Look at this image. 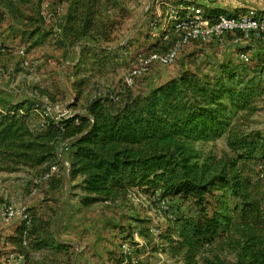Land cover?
Listing matches in <instances>:
<instances>
[{"label": "rangeland", "instance_id": "1", "mask_svg": "<svg viewBox=\"0 0 264 264\" xmlns=\"http://www.w3.org/2000/svg\"><path fill=\"white\" fill-rule=\"evenodd\" d=\"M74 1L28 0L19 5L21 14L9 15L6 11L0 21V97L5 101H27L34 108L39 106L40 112L45 106L58 105L86 114V106L95 99L107 100L108 105L118 107L131 97L146 96L183 69L214 75L222 61L232 59L248 69L264 59L262 38L251 37L234 43V36L228 35L222 40L194 42L185 46L173 64H153L147 73L136 77L134 83L128 85L125 78L138 63L139 56L170 46L171 41L162 40L151 26V22L157 20L156 27L160 28L165 16L158 17L157 13H152L150 2L109 0L102 10L101 19L116 24H113V30H107V39L103 40L97 34L99 30L91 31L93 39H78L64 34L62 29ZM148 5L150 7L145 11ZM248 41L254 44L252 51L238 47ZM209 47L212 51L207 50H210ZM242 53L250 56V62H242ZM259 76L264 78V70ZM43 120L38 112H31L30 127L33 132L44 130ZM255 133L264 136V92L255 96L249 107L234 112L230 129L225 133L213 140L194 144L199 155L198 163L213 168V173L227 168L237 154L236 149L228 145V139L237 140ZM63 143L60 141L57 144L60 159L57 156L51 163L41 166H22L13 172L0 171V199L17 206H29L32 223L37 219L41 224L51 223L49 230L53 223H57L61 206L81 204L80 198L84 195L82 178L72 179L71 171L67 173L64 160L71 161V150H60ZM258 156L259 153L254 154V157ZM51 165L57 168L45 180L43 175ZM238 165L242 166L244 176H251L258 183L259 192L264 195V160L245 159L240 160ZM223 200L232 208L230 197ZM93 205L94 209L88 214L72 211L69 215L76 213L83 224L86 219L95 227L93 230L85 227L84 236L93 240L98 238L97 264L100 258L106 257L103 248L109 244L112 248L107 253L109 263L104 261L103 264H182L167 254L165 236L175 237L172 233L175 217L195 213L196 208L191 201L161 198L159 194L147 196L139 190H130L126 197ZM18 227L15 222L0 227V264H10L5 256L11 253L16 256L29 254L28 264H49L54 256L50 243L53 232L38 230L40 233L35 234L33 225L29 230L27 246L19 244L15 248L7 242L13 243ZM237 238V235L223 229L211 243L201 248L202 254L205 258L218 255L222 260L234 262ZM89 242L90 246H94L91 240ZM125 245L129 247L127 251ZM24 260V256L21 259L17 257V263L12 264H23Z\"/></svg>", "mask_w": 264, "mask_h": 264}, {"label": "trees", "instance_id": "2", "mask_svg": "<svg viewBox=\"0 0 264 264\" xmlns=\"http://www.w3.org/2000/svg\"><path fill=\"white\" fill-rule=\"evenodd\" d=\"M27 1L0 0V21L6 11L21 14L19 5ZM108 2L75 0L62 26L64 34L93 39L91 31L99 30L106 40L107 30L116 24L101 19ZM263 70L262 58L248 69L232 59L222 61L214 75L183 69L144 97H131L118 107L95 99L86 114L58 123L48 120L39 132L30 127L31 103L0 97V171L51 163L57 158V144L69 140L70 173L72 179L82 178V205L114 201L134 189L147 196L191 201L195 213L175 217V237L165 236L171 258L182 264H264V195L238 165L245 159L264 160V136L229 138L237 154L216 173L198 163L194 147L225 133L234 112L249 107L264 92V78L259 76ZM224 197L233 201L232 208ZM223 229L238 237L234 262L202 254L201 248ZM23 231L19 226L14 243L22 244Z\"/></svg>", "mask_w": 264, "mask_h": 264}, {"label": "built area", "instance_id": "3", "mask_svg": "<svg viewBox=\"0 0 264 264\" xmlns=\"http://www.w3.org/2000/svg\"><path fill=\"white\" fill-rule=\"evenodd\" d=\"M150 5L145 9L147 11ZM165 16L160 28L157 29V20L151 22L155 34L164 41H171L166 49L150 50L145 55L139 56L138 63L134 66L125 78L126 84L132 85L136 77L147 73L153 64L168 66L173 64L185 46L196 43H207L215 40H222L228 35H232L233 42L247 41L251 37L262 38L264 40V13L256 8L249 7L236 14L212 13L205 11L201 6L178 2L169 7L165 14L160 13L158 17ZM168 17V19L166 18ZM240 59L243 63L250 62V56L242 53ZM39 107V106H38ZM43 117L42 126L45 127L46 121L52 120L58 123L63 119L70 118L76 113L71 108H61L58 105H49L38 110ZM44 124V125H43ZM70 149L69 140H65L60 150ZM60 159V155L57 154ZM67 173L70 172V162L64 160ZM56 165H51L49 170L44 173L43 179H49ZM137 189H134V192ZM17 223L24 227L22 245L27 246L28 232L32 225V215L28 206H17L0 199V225ZM126 250L129 249L125 245ZM125 253V252H124ZM23 258L18 254L16 259Z\"/></svg>", "mask_w": 264, "mask_h": 264}, {"label": "crops", "instance_id": "4", "mask_svg": "<svg viewBox=\"0 0 264 264\" xmlns=\"http://www.w3.org/2000/svg\"><path fill=\"white\" fill-rule=\"evenodd\" d=\"M141 2H143V4L145 2H150L151 8L153 9L152 13H157V14L160 13L165 14L166 12H168L170 6L178 2H185V3L193 2L195 5L201 6L205 11L212 13L236 14L249 7L256 8L264 13V0H141ZM253 46L254 44L248 41V42H244L243 44H239L238 47H242L241 49L248 48V51H252ZM209 48L210 50L209 49L207 50L212 51L211 47ZM92 206L94 205L93 204L88 206H84L82 204L62 205L59 210L60 212L58 213L57 223L55 225L53 223L52 228L50 230L48 228H50L51 223L49 225H47L44 222L43 224H41V221L39 219L35 220L34 224L32 223L31 227H33L34 225L35 234L36 232L40 233V231L38 230L41 231L47 230V232L45 233H48V231L53 232V237L50 240V243L54 256L51 258L49 264H97L95 255L97 253L96 249L100 244L99 242H97L98 238H96V240H93L92 238H86V236H84L86 231L85 227H89L91 230H93V228L95 229V227H92V225L90 224L91 222L90 221L87 222L86 219L83 220V222H85V224H83L82 221H79L77 219V217L79 216H77L76 213L69 215V213H71L72 211H76V212L81 211V213L84 212V214L86 213L88 214L90 210L94 209L92 208ZM66 216H70L71 219L67 218ZM47 219L50 220V218ZM64 219L66 220L64 221ZM88 223L90 224V226ZM79 226L80 228H78ZM101 231L102 229L99 232ZM96 234L97 231L95 232V235ZM90 240L93 242L94 246H90L89 244ZM10 242L11 244L14 245V246L12 245L11 247L16 248V246L17 247L20 246L19 244H16L14 242L12 243V241H9L7 243ZM111 249L112 248L110 244L107 248L105 249L103 248V252L106 253V257L105 258L103 257L102 259L100 258L98 264H103L104 261L106 263H109L107 262L108 260L107 253L111 251ZM23 254L25 258L23 264H28V257L30 258V256L27 253H23ZM5 259H7V262H9L10 264L17 263L16 254L14 253L6 255Z\"/></svg>", "mask_w": 264, "mask_h": 264}]
</instances>
